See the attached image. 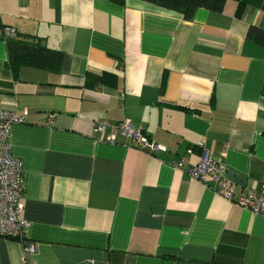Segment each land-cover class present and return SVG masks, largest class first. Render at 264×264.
I'll return each mask as SVG.
<instances>
[{
  "label": "crops",
  "instance_id": "crops-1",
  "mask_svg": "<svg viewBox=\"0 0 264 264\" xmlns=\"http://www.w3.org/2000/svg\"><path fill=\"white\" fill-rule=\"evenodd\" d=\"M0 23L62 53L14 73L0 38V107L27 114L10 153L29 224L0 237V264H264V217L236 203L264 184V46L247 37L263 9L226 0L184 20L140 0H0ZM99 119L165 150L106 142ZM205 157L225 162L231 199L184 170Z\"/></svg>",
  "mask_w": 264,
  "mask_h": 264
},
{
  "label": "built area",
  "instance_id": "built-area-1",
  "mask_svg": "<svg viewBox=\"0 0 264 264\" xmlns=\"http://www.w3.org/2000/svg\"><path fill=\"white\" fill-rule=\"evenodd\" d=\"M14 37L15 31L4 27L0 36ZM27 114L17 113L0 107V237L6 239H21L28 227V222L20 217L23 210L21 195L25 189L21 163L13 158L10 153L11 128L15 124L26 122ZM48 121L52 122V115ZM96 134L107 132L106 142L114 143L116 135L120 133L126 137L133 147L148 154H154L165 149L149 140L140 130L135 129L130 121L110 123L99 119L93 124ZM176 168H184V160L174 163ZM192 179L205 182V177H210L215 185L223 191L226 198L231 199L234 194V184L225 177L226 165L223 160L202 158L193 168L184 169ZM242 208L251 213L264 217V184L259 189L248 188L236 201ZM35 246L31 242H24L25 253H30Z\"/></svg>",
  "mask_w": 264,
  "mask_h": 264
},
{
  "label": "trees",
  "instance_id": "trees-1",
  "mask_svg": "<svg viewBox=\"0 0 264 264\" xmlns=\"http://www.w3.org/2000/svg\"><path fill=\"white\" fill-rule=\"evenodd\" d=\"M123 4L126 0H110ZM156 5L160 8L174 11L184 20H191L198 8L212 11H220L226 0H140ZM240 4H251L264 10V0H235ZM4 27L0 23V30ZM248 39L264 46V28L251 27L247 33ZM8 52V64L14 73L22 66L57 69L62 59V53L48 49L36 39L32 41H20L11 37H4Z\"/></svg>",
  "mask_w": 264,
  "mask_h": 264
},
{
  "label": "rangeland",
  "instance_id": "rangeland-1",
  "mask_svg": "<svg viewBox=\"0 0 264 264\" xmlns=\"http://www.w3.org/2000/svg\"><path fill=\"white\" fill-rule=\"evenodd\" d=\"M223 192V191H222Z\"/></svg>",
  "mask_w": 264,
  "mask_h": 264
}]
</instances>
